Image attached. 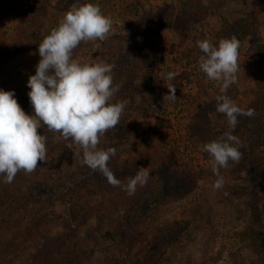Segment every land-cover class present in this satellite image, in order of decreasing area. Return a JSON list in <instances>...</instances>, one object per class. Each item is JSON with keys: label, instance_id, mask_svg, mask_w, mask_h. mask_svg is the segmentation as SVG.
I'll return each instance as SVG.
<instances>
[{"label": "rangeland", "instance_id": "1", "mask_svg": "<svg viewBox=\"0 0 264 264\" xmlns=\"http://www.w3.org/2000/svg\"><path fill=\"white\" fill-rule=\"evenodd\" d=\"M85 3L112 27L73 59L114 64L112 102L129 101L98 149H116L108 166L122 184L141 167L150 176L129 195L85 165L79 144L42 126L46 162L12 183L0 176V264L36 252L48 264H264V0H0V90L26 114L39 44ZM232 36L240 67L221 93L196 42ZM168 87L175 100L164 99ZM222 94L255 114L238 118L242 159L219 168L214 189V160L200 149L230 131L216 111Z\"/></svg>", "mask_w": 264, "mask_h": 264}, {"label": "clouds", "instance_id": "2", "mask_svg": "<svg viewBox=\"0 0 264 264\" xmlns=\"http://www.w3.org/2000/svg\"><path fill=\"white\" fill-rule=\"evenodd\" d=\"M111 27V18L102 13L98 4L73 5L38 46L40 60L35 75H30L27 81L32 114L25 113L14 91L0 90V176L5 183H12L18 172L32 173L38 162H46L47 138L38 132L46 126L49 131L79 144L85 165L104 175L113 186L134 195L137 185H146L150 176L147 168L137 169L136 175L129 177L126 185L122 184L108 166L116 149H98L100 138L120 124L129 103L112 102L119 91V86L113 84L115 65L73 59V50L81 42L103 41ZM196 43L203 53L199 57L200 69L210 80L221 81L220 91L226 93L237 80L240 40L232 36L220 40L218 46L208 40ZM174 75L169 73L168 79ZM168 89L164 99L175 100L176 88ZM216 101V111L227 118L230 131L204 143L200 150L214 160L212 167L218 179L213 187L219 189L224 183L219 168H226L229 161L239 163L243 155L239 151L240 141L232 131L240 116L252 117L255 111L251 108L245 111L226 94L218 95ZM120 214L123 215V210Z\"/></svg>", "mask_w": 264, "mask_h": 264}, {"label": "trees", "instance_id": "3", "mask_svg": "<svg viewBox=\"0 0 264 264\" xmlns=\"http://www.w3.org/2000/svg\"><path fill=\"white\" fill-rule=\"evenodd\" d=\"M175 189H177L176 186H175ZM43 258L44 257H42V254L40 252H36V253H33V255L31 256L30 260H28L29 263L28 262H24L22 264H48V262H46V263L43 262Z\"/></svg>", "mask_w": 264, "mask_h": 264}]
</instances>
